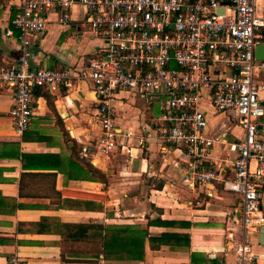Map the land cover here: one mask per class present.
<instances>
[{"label": "crops", "instance_id": "0c3cea01", "mask_svg": "<svg viewBox=\"0 0 264 264\" xmlns=\"http://www.w3.org/2000/svg\"><path fill=\"white\" fill-rule=\"evenodd\" d=\"M19 5L20 0H0V68L15 66L20 54L19 32L12 24L20 13ZM84 18V10L75 6L70 24L60 25L57 12L48 11L43 33L32 42V65L74 67L101 48L102 40L87 30ZM129 98L143 113L121 114ZM32 99L29 127L15 134L10 117L14 91L0 84V264L14 256L22 264H94L101 253L72 257L69 248L91 246L85 242L96 236L100 240L98 226L146 227L147 218L189 223L184 229L152 226L148 230L152 235L187 233L190 244L159 250L146 245L138 264H234L239 197L226 190L221 180L204 186L184 185L187 156L153 125L162 112V98L116 95L112 102L115 126L131 130L133 137L128 140L130 154L119 150L108 158L90 147L88 155L81 154V147L91 145L100 129L98 102L87 85L55 91L34 88ZM259 100L264 106V93ZM152 106L155 114L150 112ZM200 108L207 135L221 137L201 168L219 171L226 182L233 176L237 156L232 146L243 132L234 118L216 112L206 98ZM260 123L264 137V116ZM139 137L145 139L142 148L137 146ZM261 192L264 217V184ZM262 226L249 238L254 264H264V244L259 241ZM92 245L95 248V240Z\"/></svg>", "mask_w": 264, "mask_h": 264}, {"label": "built area", "instance_id": "2783aa9c", "mask_svg": "<svg viewBox=\"0 0 264 264\" xmlns=\"http://www.w3.org/2000/svg\"><path fill=\"white\" fill-rule=\"evenodd\" d=\"M75 6L84 10L87 30L103 46L78 66L34 67L32 42L46 27V13L55 10L58 23L68 25ZM19 9L12 24L19 32L20 54L15 66L0 68V84L14 91V133L29 127L34 88L55 91L85 84L97 99L100 129L91 145L81 147V154L88 155L90 148L107 158L119 150L130 154L133 134L115 126L113 100L120 92L162 98V112L153 125L187 156L182 182L194 187L221 180L226 190L237 194L234 264H254L249 238L264 223V106L259 100L264 60L255 58L256 47L264 44V0H20ZM205 98L216 112L234 118L243 132L232 146L237 156L226 182L219 171L201 168L221 139L206 133L200 108ZM144 145L145 139L137 138V146ZM7 264L22 263L14 256ZM94 264L109 262L101 254Z\"/></svg>", "mask_w": 264, "mask_h": 264}, {"label": "trees", "instance_id": "16d2710c", "mask_svg": "<svg viewBox=\"0 0 264 264\" xmlns=\"http://www.w3.org/2000/svg\"><path fill=\"white\" fill-rule=\"evenodd\" d=\"M147 219L146 227L131 224L98 226L96 229L102 231L100 240L96 236L95 239L86 240L85 243L90 242L91 246L70 247L69 254L72 257H77L81 255L93 256L101 253L110 264H138L144 259L146 245L150 250H159L161 247H169L170 249L189 247L190 239L187 233L162 232L152 235L148 230L152 226L184 229L190 226L189 223H185L184 221ZM90 227L92 228L93 226ZM93 240L96 242L95 248L92 245Z\"/></svg>", "mask_w": 264, "mask_h": 264}, {"label": "rangeland", "instance_id": "374dc122", "mask_svg": "<svg viewBox=\"0 0 264 264\" xmlns=\"http://www.w3.org/2000/svg\"><path fill=\"white\" fill-rule=\"evenodd\" d=\"M129 99L130 100H128V102H126V107L124 109H121V111L123 112L121 114H141V113H143L141 106H139V105L136 106L132 102L133 101L132 98H129ZM136 102L143 103V101H139V100H137ZM155 108H156L155 106L150 107L151 114H155V112H156ZM155 187H157L156 183H155Z\"/></svg>", "mask_w": 264, "mask_h": 264}, {"label": "water", "instance_id": "95a60500", "mask_svg": "<svg viewBox=\"0 0 264 264\" xmlns=\"http://www.w3.org/2000/svg\"><path fill=\"white\" fill-rule=\"evenodd\" d=\"M255 58L259 60H264V44L258 45L256 47ZM259 232H260V237H259L260 244H264V226L260 228Z\"/></svg>", "mask_w": 264, "mask_h": 264}]
</instances>
